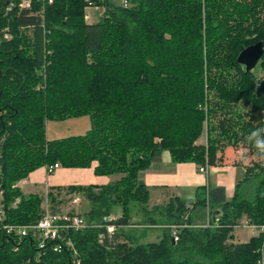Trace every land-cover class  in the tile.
<instances>
[{"label":"trees","instance_id":"trees-1","mask_svg":"<svg viewBox=\"0 0 264 264\" xmlns=\"http://www.w3.org/2000/svg\"><path fill=\"white\" fill-rule=\"evenodd\" d=\"M24 1L0 0L5 223L42 217L43 197L16 186L30 173L96 162V175L117 178L48 194L54 203L66 189L89 203L80 215L87 226L65 235L81 264H259L263 235L231 240L243 219L264 225V163L245 168L231 199L211 187L196 201L172 197L161 210L152 207L140 173L163 151L173 163L205 167L237 156L241 143L264 146V97L256 95L264 53L257 73L236 61L246 47L264 43V0H29L22 7ZM91 6L104 8L94 23L85 18ZM81 116L90 118L85 134L47 139L48 121ZM205 134L206 144L197 143ZM200 206L214 215L210 226H192L191 211ZM160 224L166 229L155 242L136 229ZM172 226H180L178 241ZM18 245L0 227V264H73L71 250L39 258L31 239L15 251Z\"/></svg>","mask_w":264,"mask_h":264},{"label":"crops","instance_id":"crops-1","mask_svg":"<svg viewBox=\"0 0 264 264\" xmlns=\"http://www.w3.org/2000/svg\"><path fill=\"white\" fill-rule=\"evenodd\" d=\"M79 120L76 119V121H74V125L77 124L78 129L80 126L84 127L85 125L86 127V125H88L86 121ZM58 130L56 135H61V129ZM46 136L49 140L56 139H50L47 130ZM237 159L238 155H235V157L230 158V160L224 164L209 166L206 173H201L198 165L194 163H173L169 152L163 151L158 160L154 161L147 170L140 173V179L149 187L150 201L154 203L167 202L172 197L196 201L199 197V193L211 187H223L227 199H231L238 182L243 180L246 173L244 165ZM45 170L46 168H41L30 174L28 179H31V181L29 182L28 179L22 181L21 187L42 183H45V189L51 187H67L75 184L106 185L112 180L111 177L95 175L94 165L90 169L60 167L57 169L58 171L56 174L48 177L46 176L47 173ZM195 210H197V208L191 211V216ZM205 212L208 216V210ZM255 235L256 233H253L246 239L248 240V238ZM246 239L243 240V242L247 241Z\"/></svg>","mask_w":264,"mask_h":264},{"label":"rangeland","instance_id":"rangeland-1","mask_svg":"<svg viewBox=\"0 0 264 264\" xmlns=\"http://www.w3.org/2000/svg\"><path fill=\"white\" fill-rule=\"evenodd\" d=\"M123 2H124V0H113V3H115V4H121ZM103 12H104V8H102V7H99V8L93 7V6L87 7L85 18L88 22L94 23V22H97L99 20V18ZM8 37L11 38L12 36L10 35ZM255 71H256V73L258 72L257 67H256ZM257 76L261 80L264 79L263 78L264 74L260 71L257 73ZM241 106H243V105L241 104ZM76 119H78V120L81 119L82 121H86V123H88V125H86V127H85V125H84V127L80 126V128L78 129L77 124L74 125V121H76ZM81 120H79V121H81ZM89 127H90L89 116H81V117L71 118L70 120L68 119V120H64V121H56V120L48 121L47 125H46V130H47L48 137L51 139V138H63V137H68V136H74L76 134L82 135V134H85L87 132ZM58 129H61V131H60V132H62L61 135H56L57 134L56 132L59 131ZM206 141H207V137L205 134V135H203V137H201L198 140L197 143L206 144ZM262 149H264V146H262L261 149L257 150L254 147L249 148V145L247 146V144L245 145L242 143L235 147V151L238 155L239 162L242 163L245 168H251L252 165H254L255 163L257 164V161L264 163V150H262ZM93 165H94V169H95L96 162H94ZM93 165H92V167H93ZM44 168H46V167H44ZM90 168H85V169H90ZM57 171L58 170H56L52 173H47V171L45 170V172L47 173L46 176L47 177L53 176L54 174L57 173ZM32 173H30V174H32ZM30 174H29V176H30ZM29 176L25 179L20 180L16 186L18 188H20V190L26 195L39 194L43 197V202L41 204V209L43 212L42 216H44L47 212H50L52 214H54V213H65V214H72V215H79V216L81 215L82 216V215H84V212L88 210L89 203L87 202L85 197L80 193L68 194L67 190L65 189V190H63L61 196L57 199V201L52 203L48 197V194L51 191L52 187L49 189H45V183L37 184V185L30 184L28 186H24V187L22 186L21 187V182L24 180H27L29 178ZM103 177H111L112 180L110 182H112L113 180H115L117 178L116 176H103ZM28 180H29V182L31 181V179H28ZM81 185L87 186V185H91V184H81ZM92 185H96V184H92ZM62 188H67V187H62ZM60 200H62L61 203L58 202ZM19 201H20V199H17L15 201V203L13 204V206H16L19 203ZM150 203H151L152 207L157 206V207H159L160 210L164 208V205H166V202H161V203L150 202ZM155 204H157V205H155ZM116 210L119 213L118 207H116ZM204 210L205 211L208 210V212H209L208 216L206 215V212ZM54 211H57V212H54ZM137 217H139V216H137ZM194 218H195V221H194ZM211 218H213L215 220V217L210 212V209L208 207L200 206L192 214L191 223H192V226H195V227L210 226ZM157 219H159L161 224L164 223V221H165V219L159 218L158 216H157ZM161 224L158 226H151V227H146V228L136 227V229L139 230V232H138L139 234L141 233L140 231L144 230L143 236H144L145 242H155L164 236V230L166 228L164 225H161ZM247 225H255V224H251L248 220L243 219L241 221V225L239 227L235 228V230H234V239L231 240L232 242L240 243V244L247 243L252 237L248 238V240L246 238L251 236V234L256 233L255 236L259 235L257 230H253V228H250ZM255 226H260V225H255ZM245 239L247 241L243 242V240H245Z\"/></svg>","mask_w":264,"mask_h":264},{"label":"built area","instance_id":"built-area-1","mask_svg":"<svg viewBox=\"0 0 264 264\" xmlns=\"http://www.w3.org/2000/svg\"><path fill=\"white\" fill-rule=\"evenodd\" d=\"M51 2V0H50ZM29 0H25L22 7L28 6ZM98 8V7H97ZM8 37V36H6ZM1 155V148H0ZM61 166L55 164L54 166L46 167L47 173H52ZM209 166L200 167L201 173H206ZM6 211L3 203V191L0 184V227L6 234L17 241L21 245L26 239H31L34 248L38 252L37 257H42L47 252L63 253L64 251H72L74 254L73 264H81V259L73 243L66 241V234L70 231H78L87 226L86 221L79 215H69L65 213H50L47 212L44 216L33 223L29 224H7L5 223ZM253 230H257L258 234L264 236V225L255 226L247 225ZM180 226H172V236L174 241H178V229ZM108 233L112 234L115 230L114 226L107 228ZM15 246L17 251L19 246ZM259 264H264V249L261 251Z\"/></svg>","mask_w":264,"mask_h":264},{"label":"water","instance_id":"water-1","mask_svg":"<svg viewBox=\"0 0 264 264\" xmlns=\"http://www.w3.org/2000/svg\"><path fill=\"white\" fill-rule=\"evenodd\" d=\"M264 53V43L259 41L251 46L243 49L236 61L239 65H242L245 69V72H251L254 70L260 63L261 57ZM256 95L258 97H264V80L260 81L256 88ZM110 217L106 218V221H110Z\"/></svg>","mask_w":264,"mask_h":264},{"label":"clouds","instance_id":"clouds-1","mask_svg":"<svg viewBox=\"0 0 264 264\" xmlns=\"http://www.w3.org/2000/svg\"><path fill=\"white\" fill-rule=\"evenodd\" d=\"M254 135H256V134H254ZM258 145H264V141H258ZM262 150H264V149H262Z\"/></svg>","mask_w":264,"mask_h":264}]
</instances>
